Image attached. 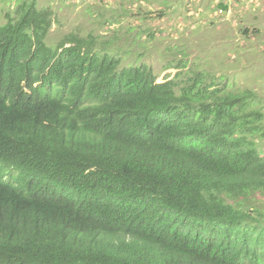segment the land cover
<instances>
[{"label":"trees","instance_id":"16d2710c","mask_svg":"<svg viewBox=\"0 0 264 264\" xmlns=\"http://www.w3.org/2000/svg\"><path fill=\"white\" fill-rule=\"evenodd\" d=\"M54 23L0 0V264H264V95Z\"/></svg>","mask_w":264,"mask_h":264},{"label":"rangeland","instance_id":"374dc122","mask_svg":"<svg viewBox=\"0 0 264 264\" xmlns=\"http://www.w3.org/2000/svg\"><path fill=\"white\" fill-rule=\"evenodd\" d=\"M152 1L40 0V3L55 13L49 37L52 45L71 31L82 35L94 33L105 40L117 36L120 39L114 46L133 53L123 60V65L135 64V55L139 58L143 55L141 62L154 69L158 82L175 77L176 70L165 68L172 60L169 47H179L186 50L201 70L216 72L217 76L226 74L240 87L264 95V0ZM100 13L113 22L100 23L105 21ZM149 34L154 37L150 39ZM134 42L143 47L133 45Z\"/></svg>","mask_w":264,"mask_h":264},{"label":"crops","instance_id":"0c3cea01","mask_svg":"<svg viewBox=\"0 0 264 264\" xmlns=\"http://www.w3.org/2000/svg\"><path fill=\"white\" fill-rule=\"evenodd\" d=\"M229 3H232V0H229ZM218 4L220 5V3H218ZM219 5H218V6H219ZM230 5H231V4H230ZM231 6H232V5H231ZM231 12H232V9L230 8L229 11H228V13L230 14Z\"/></svg>","mask_w":264,"mask_h":264},{"label":"built area","instance_id":"2783aa9c","mask_svg":"<svg viewBox=\"0 0 264 264\" xmlns=\"http://www.w3.org/2000/svg\"><path fill=\"white\" fill-rule=\"evenodd\" d=\"M219 13H220V14H223L224 12H223V11H220Z\"/></svg>","mask_w":264,"mask_h":264},{"label":"clouds","instance_id":"9594fccd","mask_svg":"<svg viewBox=\"0 0 264 264\" xmlns=\"http://www.w3.org/2000/svg\"><path fill=\"white\" fill-rule=\"evenodd\" d=\"M3 170H4V167H3ZM12 170V169H11Z\"/></svg>","mask_w":264,"mask_h":264}]
</instances>
